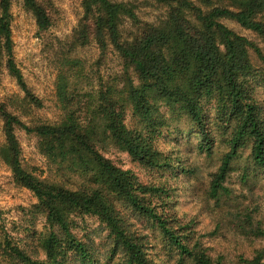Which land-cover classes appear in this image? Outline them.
<instances>
[{
    "label": "trees",
    "instance_id": "obj_1",
    "mask_svg": "<svg viewBox=\"0 0 264 264\" xmlns=\"http://www.w3.org/2000/svg\"><path fill=\"white\" fill-rule=\"evenodd\" d=\"M13 1L0 0V73L5 65L24 91L27 105L10 109L0 103V158L16 185L36 197L35 208L46 220V231L38 239L35 256L1 235L0 264L101 263L97 251L73 233L75 216L97 217L108 231L104 264H156L149 236L134 229L135 215L177 250L176 264H224L209 255L200 240L190 243L187 226L167 210L171 189L166 183L140 182L106 158L100 146L126 152L148 169L173 172L174 160L158 149L157 140L163 128L180 117L195 128L202 152L212 156L218 137L226 146L208 189L217 205L228 204L233 195L225 182L244 150L264 174V110L249 86L251 79L264 83V54L222 23L234 20L264 41V0H227L229 7L208 10L189 0H155L166 13L153 23L141 19L133 4L83 0L79 25L62 44L65 49L57 62L56 97L62 114L58 123L30 117L31 105L41 108L43 103L30 92L14 60ZM22 1L39 31H49L53 21L48 3ZM91 45L100 51L97 71L78 56L80 48ZM252 49L261 68L251 61ZM110 51L121 59L122 70L105 81L100 64ZM129 117L137 122L134 127H129ZM18 130L36 136L51 176H37L24 166ZM236 228L245 237L264 241V228L254 224L251 215L241 217ZM239 264H264V248Z\"/></svg>",
    "mask_w": 264,
    "mask_h": 264
},
{
    "label": "rangeland",
    "instance_id": "obj_2",
    "mask_svg": "<svg viewBox=\"0 0 264 264\" xmlns=\"http://www.w3.org/2000/svg\"><path fill=\"white\" fill-rule=\"evenodd\" d=\"M43 1L48 3L53 21V26L46 32L39 31L34 15L25 9L22 0H15L12 3L14 60L22 71L30 92L43 103L41 108L31 105L30 117L38 122L58 123L62 114L56 97L57 62L65 49L62 44L71 38L79 25L83 15V0ZM111 1L133 4L141 19L151 23L164 18L166 13L165 6L157 4L155 0ZM189 1L204 10L229 7L227 0ZM222 23L235 33L246 37L264 54V41L257 34L244 29L234 20L223 19ZM78 54L89 69L98 70L96 64L100 58V51L96 45L80 48ZM250 57L253 65L261 68L262 63L255 50L250 51ZM121 70V59L115 52L110 51L100 64L101 75L106 81L110 75H116ZM249 86L264 110V83L260 79H251ZM24 97V91L3 65L0 73V103L7 104L10 109H17L27 105ZM163 111L166 112V109ZM209 111L213 116L214 110ZM166 114L170 116L168 112ZM27 118L22 119L29 123L31 120ZM135 123L137 122L129 117V127H134ZM194 131L195 128L180 117L173 118L163 128L162 135L157 140V147L164 154L172 156L173 172L148 169L142 163L134 161L128 153L113 146L101 145L100 151L114 165L131 171L144 184L166 183L171 189V198L166 202L167 210L172 217L179 219L181 225L187 226L186 232L191 237L190 243L200 240L213 258L220 259L224 264H239L241 258H251L264 248V241L261 239L248 238L236 232L241 217L246 215H251L254 224H261L264 228V174L248 159L249 150H244L243 157L232 163V169L225 182V186L233 195L228 199V204L226 201L221 203L222 207L217 205L209 198L208 189L212 175L221 165V157L226 151V146L218 137L213 155L210 156L201 151L200 139ZM17 136L22 148L24 166L34 171L37 176L43 178L51 176L47 160L38 148L36 136L23 130H18ZM0 141H4L1 118ZM191 171H194V174ZM37 202L31 191L16 185L11 169L0 158V236L3 235V239H11L25 253L34 256L38 239L46 231V220L35 208ZM131 222L134 229H139L149 236L152 247L150 254L156 264H176L179 258L177 250L170 249L144 218L135 215L131 217ZM71 223L73 233L80 241L94 248L93 251H97V256L104 264L109 249L108 231L98 218L75 216Z\"/></svg>",
    "mask_w": 264,
    "mask_h": 264
}]
</instances>
